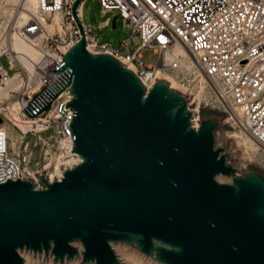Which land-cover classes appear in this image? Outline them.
Returning <instances> with one entry per match:
<instances>
[{"label":"water","instance_id":"1","mask_svg":"<svg viewBox=\"0 0 264 264\" xmlns=\"http://www.w3.org/2000/svg\"><path fill=\"white\" fill-rule=\"evenodd\" d=\"M83 1L72 7L82 37L63 67L82 161L60 180L42 176L45 188L25 178L0 183V264H27L23 249L122 264L113 242L166 264H264V175L237 174L215 145L219 121L193 127L186 96L167 80L147 90L120 59L90 51Z\"/></svg>","mask_w":264,"mask_h":264},{"label":"built area","instance_id":"2","mask_svg":"<svg viewBox=\"0 0 264 264\" xmlns=\"http://www.w3.org/2000/svg\"><path fill=\"white\" fill-rule=\"evenodd\" d=\"M75 1L37 0L36 13L24 24L13 25V33L37 49L36 59L14 49L0 53V58L8 56L13 71L0 61V85L18 74L19 87L10 92L18 102L23 127L31 133L55 127L53 149L62 172L82 161L76 160L80 155L73 151L75 111L68 105L73 98L71 69H63L66 53L82 37L72 13ZM98 1L104 14L117 9L115 16L133 33L120 47L101 43L84 20V0L78 14L88 49L134 66L147 90L172 76L186 96L193 127L199 128L203 118L214 113L264 147V0ZM6 4L7 0H0V12ZM55 15L61 18L60 28ZM111 23L107 18L99 27ZM137 34L142 44L132 51L129 41ZM145 46L157 49V64L145 65L140 53ZM8 149L7 131L0 126V183L24 178L17 157L9 155ZM42 168L49 181L59 180L49 167Z\"/></svg>","mask_w":264,"mask_h":264},{"label":"rangeland","instance_id":"3","mask_svg":"<svg viewBox=\"0 0 264 264\" xmlns=\"http://www.w3.org/2000/svg\"><path fill=\"white\" fill-rule=\"evenodd\" d=\"M19 7L15 10L13 16L5 12H2L0 15V51L5 47V40L8 38V35L13 32V25L17 23L16 17L19 13ZM116 14H118L117 9H109L104 14L98 0H85L84 2V20L87 24L91 25L93 33L99 35V41L101 43L109 42L113 46L120 47L123 41L133 33L131 28L123 25L120 16L117 18L116 27H113L112 23L109 26L99 27L101 21L107 18H111L112 21ZM141 44L142 40L138 34L129 41L132 51H135ZM123 51L125 50L123 49ZM140 53L146 66L155 65L159 61V53L155 47L145 46L140 50ZM0 61L10 73L13 72L10 69L11 64L7 55L2 56ZM172 86L182 91V87L179 84ZM13 88H17V85H14ZM6 104L8 105V102ZM0 118L3 119V117ZM205 119H217L219 121V125L214 131L215 145L222 147L224 152L228 154L227 163L233 165L237 169V172L241 174L247 171H257L264 175V147L260 144L259 146H252L249 139L251 136L244 131H240L238 128L230 126L224 121V117L222 116L213 113L205 116L203 120ZM55 133V127H51L39 133H29L26 137V140L29 142V152L32 155L30 156V162L26 164V153H24L20 158L21 166L28 165L29 169L35 170V174H25L24 178L32 180L36 187L45 188V184L41 179L42 176L45 177V170H42L44 146L42 140L39 139V135L48 140ZM217 180L224 183H231L233 178L220 174L217 176ZM73 245L77 246L80 252L83 251V246L80 242L76 241ZM112 246L117 252L122 264H166L159 261L154 254L148 255L144 253L136 244L113 242ZM20 253L27 264H94L92 262H83L82 253L75 258L65 259L64 261H56L52 251L45 253L23 249Z\"/></svg>","mask_w":264,"mask_h":264},{"label":"bare ground","instance_id":"4","mask_svg":"<svg viewBox=\"0 0 264 264\" xmlns=\"http://www.w3.org/2000/svg\"><path fill=\"white\" fill-rule=\"evenodd\" d=\"M18 6H20V9L16 17L17 23L24 24L32 14L36 13L37 0H7V4L4 9L0 12V15L2 14V12H5L9 13L10 16H13ZM81 10H83V6H81ZM55 21L58 24V28H60L61 18L59 15H55ZM12 49L16 50L18 53H25L35 59L38 57L37 49L34 48L29 42L19 38L13 32L8 35V38H6L5 47L0 51V53L5 50L11 51ZM89 49L91 51H94L91 47ZM21 58L22 57L19 54V59ZM128 67L135 71L134 66L128 65ZM166 80L169 82L172 88L177 89L176 87L172 86L178 85L177 81L172 76H167ZM19 83L20 80L18 78V74H16L5 86L0 85V116L4 119V121L0 123V126L5 128L8 134L9 155L17 157L18 163L21 167V170L23 171V175H32L35 174V170L29 169L28 165L21 166L20 160L22 155L26 153L25 162L26 164L30 162V156L32 155V153L29 152V142L26 140V137L31 132L26 131V129L23 127L21 118L17 113L18 102L16 99L12 98L10 92L11 89H18ZM14 85H17V88H13ZM7 102L8 105L6 104ZM198 125L199 123L197 122L196 126ZM49 128L51 127L44 128L34 133H39L48 130ZM39 139L42 140L44 146L43 166L45 165L46 167H49L52 175H58L60 180L63 177V172L59 166L57 154L53 149L57 141L56 133L54 135H51L48 140L46 138L41 137L40 135ZM249 139L252 146H259V143L255 139H253L252 137H250ZM80 159L81 156L77 157L76 160Z\"/></svg>","mask_w":264,"mask_h":264}]
</instances>
